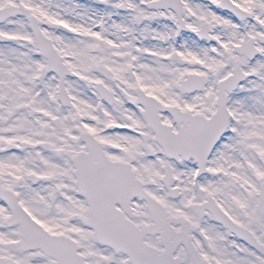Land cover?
Wrapping results in <instances>:
<instances>
[{
	"label": "snow or ice",
	"instance_id": "obj_1",
	"mask_svg": "<svg viewBox=\"0 0 264 264\" xmlns=\"http://www.w3.org/2000/svg\"><path fill=\"white\" fill-rule=\"evenodd\" d=\"M0 264H264V0H0Z\"/></svg>",
	"mask_w": 264,
	"mask_h": 264
}]
</instances>
